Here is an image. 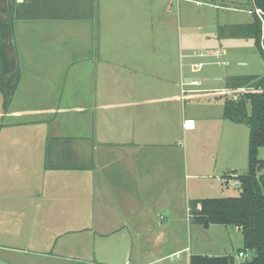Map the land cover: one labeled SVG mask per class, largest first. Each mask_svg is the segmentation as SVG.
<instances>
[{"label":"crops","instance_id":"crops-1","mask_svg":"<svg viewBox=\"0 0 264 264\" xmlns=\"http://www.w3.org/2000/svg\"><path fill=\"white\" fill-rule=\"evenodd\" d=\"M154 2L0 0V264L239 263L187 245L227 174L229 98L144 43Z\"/></svg>","mask_w":264,"mask_h":264},{"label":"rangeland","instance_id":"rangeland-1","mask_svg":"<svg viewBox=\"0 0 264 264\" xmlns=\"http://www.w3.org/2000/svg\"><path fill=\"white\" fill-rule=\"evenodd\" d=\"M252 11L254 7L251 0H155L146 9L147 34L146 40H143L148 46L154 45L165 50L164 56H169L172 63L177 62L186 81L193 80L201 84L199 89L216 87L228 92L224 80L215 82L214 79L226 74L264 75V58L253 40L218 36L221 27L250 23ZM216 49H225L226 56H199L200 53L206 54L208 50ZM196 63L202 66L194 69ZM216 99L223 104L225 97ZM206 102L207 99H200L194 104L201 109L206 107ZM227 126V147L220 160V164L223 160L226 163L227 174L219 181L220 186L216 184L212 192L207 194L212 195L207 196L209 199L237 197L239 187L235 177L247 171L249 128L246 124L229 121ZM257 158L264 160V147L258 149ZM233 170L236 174H231ZM258 174H264V167ZM225 182L228 184L225 185ZM186 237L192 253L218 254L226 249L236 255L238 248L242 247V236L232 226L194 222L188 225ZM247 253L251 257L250 252ZM105 263L91 258L80 264Z\"/></svg>","mask_w":264,"mask_h":264},{"label":"trees","instance_id":"trees-1","mask_svg":"<svg viewBox=\"0 0 264 264\" xmlns=\"http://www.w3.org/2000/svg\"><path fill=\"white\" fill-rule=\"evenodd\" d=\"M251 1L254 9L259 11L251 13V22L221 27L218 36L251 39L264 58V0ZM226 88L245 90L237 100L225 101L223 117L235 124H246L249 128L247 171L235 177L239 187L237 197L193 201L190 212L196 223L237 228L242 236L240 250L251 254L247 264H264V174H258L264 167V160L257 158L258 149L264 147V75L230 77L226 80ZM190 264L235 263L231 255H191Z\"/></svg>","mask_w":264,"mask_h":264},{"label":"built area","instance_id":"built-area-1","mask_svg":"<svg viewBox=\"0 0 264 264\" xmlns=\"http://www.w3.org/2000/svg\"><path fill=\"white\" fill-rule=\"evenodd\" d=\"M204 55H209L208 53L206 54H202L200 53L199 56L202 57ZM213 55L215 57H220L222 56L223 54H221L219 51H216L215 53H213ZM218 64H221V65H224L225 63L224 62H221ZM202 66L201 63H196L194 64V69H198ZM196 82H192V84H195ZM184 92V90L182 89V93ZM245 92L244 89H239V90H230L228 92H226L225 94L228 95V98L229 99H234V100H237L238 97L240 95H242L243 93ZM178 257V256H177ZM236 258L239 260V263L238 264H247V262L250 260V257H249V254L246 252V251H243V250H239L236 254ZM125 264H128V263H125Z\"/></svg>","mask_w":264,"mask_h":264},{"label":"water","instance_id":"water-1","mask_svg":"<svg viewBox=\"0 0 264 264\" xmlns=\"http://www.w3.org/2000/svg\"><path fill=\"white\" fill-rule=\"evenodd\" d=\"M205 225H207V222H205Z\"/></svg>","mask_w":264,"mask_h":264}]
</instances>
